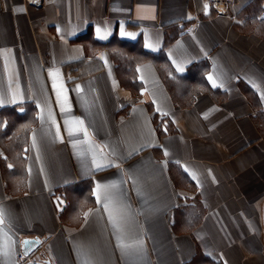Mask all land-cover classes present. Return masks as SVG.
<instances>
[{
	"label": "crops",
	"instance_id": "0c3cea01",
	"mask_svg": "<svg viewBox=\"0 0 264 264\" xmlns=\"http://www.w3.org/2000/svg\"><path fill=\"white\" fill-rule=\"evenodd\" d=\"M252 1L0 0V264H264Z\"/></svg>",
	"mask_w": 264,
	"mask_h": 264
},
{
	"label": "trees",
	"instance_id": "16d2710c",
	"mask_svg": "<svg viewBox=\"0 0 264 264\" xmlns=\"http://www.w3.org/2000/svg\"><path fill=\"white\" fill-rule=\"evenodd\" d=\"M263 1L264 0H253L236 12L237 25L240 30H243L245 25L250 26L254 23V26L257 25L254 30L264 38V18H259L264 8ZM143 53L146 57H152V54L146 50H144ZM156 58L161 62L164 61L162 55H156ZM130 84L134 85V82H130ZM10 111L13 120L2 117L3 111H0V148L4 152V158L1 161L5 168L9 162L10 155L15 154L19 157L23 155L28 131V128L18 127L19 123H22V120H24L25 114L14 109Z\"/></svg>",
	"mask_w": 264,
	"mask_h": 264
},
{
	"label": "water",
	"instance_id": "95a60500",
	"mask_svg": "<svg viewBox=\"0 0 264 264\" xmlns=\"http://www.w3.org/2000/svg\"><path fill=\"white\" fill-rule=\"evenodd\" d=\"M262 221H263V230H264V204H263V212H262ZM38 245V243L34 240H29L26 242L25 254L28 255L31 251Z\"/></svg>",
	"mask_w": 264,
	"mask_h": 264
},
{
	"label": "built area",
	"instance_id": "2783aa9c",
	"mask_svg": "<svg viewBox=\"0 0 264 264\" xmlns=\"http://www.w3.org/2000/svg\"><path fill=\"white\" fill-rule=\"evenodd\" d=\"M41 1L42 0H28V2H30V3H32L33 5H36V6L40 5ZM18 258L19 259H22L23 256L22 255H19Z\"/></svg>",
	"mask_w": 264,
	"mask_h": 264
},
{
	"label": "snow or ice",
	"instance_id": "6c2138e0",
	"mask_svg": "<svg viewBox=\"0 0 264 264\" xmlns=\"http://www.w3.org/2000/svg\"><path fill=\"white\" fill-rule=\"evenodd\" d=\"M99 38L103 39L104 37L103 36H100ZM209 79L211 80L212 78L209 77ZM69 134L71 135V131L69 132ZM86 134V133H85ZM105 210L107 211L108 210V204L106 203L105 204Z\"/></svg>",
	"mask_w": 264,
	"mask_h": 264
},
{
	"label": "rangeland",
	"instance_id": "374dc122",
	"mask_svg": "<svg viewBox=\"0 0 264 264\" xmlns=\"http://www.w3.org/2000/svg\"><path fill=\"white\" fill-rule=\"evenodd\" d=\"M238 11V10H237Z\"/></svg>",
	"mask_w": 264,
	"mask_h": 264
}]
</instances>
